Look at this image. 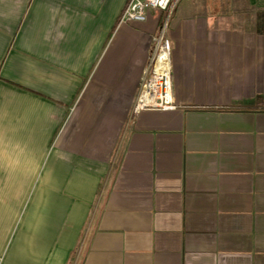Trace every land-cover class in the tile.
I'll list each match as a JSON object with an SVG mask.
<instances>
[{
	"label": "crops",
	"instance_id": "obj_1",
	"mask_svg": "<svg viewBox=\"0 0 264 264\" xmlns=\"http://www.w3.org/2000/svg\"><path fill=\"white\" fill-rule=\"evenodd\" d=\"M128 2L0 0V264H264V0Z\"/></svg>",
	"mask_w": 264,
	"mask_h": 264
},
{
	"label": "built area",
	"instance_id": "obj_2",
	"mask_svg": "<svg viewBox=\"0 0 264 264\" xmlns=\"http://www.w3.org/2000/svg\"><path fill=\"white\" fill-rule=\"evenodd\" d=\"M179 0H129L121 21L145 22L152 9L169 11ZM176 108L171 80V43L163 31L154 58L153 69L142 84L132 113L142 110H173Z\"/></svg>",
	"mask_w": 264,
	"mask_h": 264
},
{
	"label": "rangeland",
	"instance_id": "obj_3",
	"mask_svg": "<svg viewBox=\"0 0 264 264\" xmlns=\"http://www.w3.org/2000/svg\"><path fill=\"white\" fill-rule=\"evenodd\" d=\"M244 2H248V0H244ZM247 16H254V17H259V18H264V7H257L256 10L252 12H248Z\"/></svg>",
	"mask_w": 264,
	"mask_h": 264
}]
</instances>
